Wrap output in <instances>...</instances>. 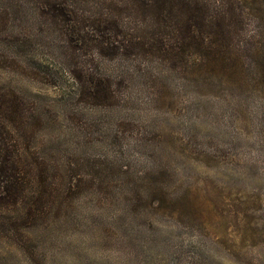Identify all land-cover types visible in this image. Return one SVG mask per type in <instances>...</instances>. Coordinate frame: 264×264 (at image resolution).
Masks as SVG:
<instances>
[{"label":"rangeland","instance_id":"obj_1","mask_svg":"<svg viewBox=\"0 0 264 264\" xmlns=\"http://www.w3.org/2000/svg\"><path fill=\"white\" fill-rule=\"evenodd\" d=\"M199 1L214 25L152 49L127 0H0L37 172L0 206V264H264V0Z\"/></svg>","mask_w":264,"mask_h":264},{"label":"trees","instance_id":"obj_2","mask_svg":"<svg viewBox=\"0 0 264 264\" xmlns=\"http://www.w3.org/2000/svg\"><path fill=\"white\" fill-rule=\"evenodd\" d=\"M133 17H145L149 22L154 23L155 35L147 39V45L152 49H161L165 41L172 45L183 44L193 39L194 36L184 35V31L193 25L212 26L214 22L207 16H198V12L206 7L199 0H127ZM61 17H70L69 9L66 6L53 5ZM68 15V16H67ZM144 21V20H143ZM150 24V23H149ZM64 30L69 35L76 32L77 21H65ZM80 29V28H79ZM82 34V33H81ZM139 39V38H138ZM207 36L202 35L197 41L200 46L206 45ZM141 46L146 42L139 41ZM128 43L119 39L115 45L117 50H125L132 53ZM93 98H98L93 95ZM25 109V102L22 96L12 88L0 87V206H15L22 201L30 192L37 179V172L34 168L26 166L16 145L11 138V127L9 122L20 118ZM37 193V191L35 192Z\"/></svg>","mask_w":264,"mask_h":264}]
</instances>
